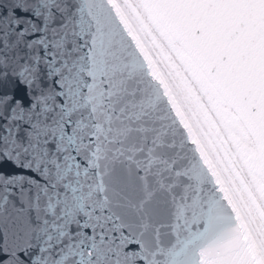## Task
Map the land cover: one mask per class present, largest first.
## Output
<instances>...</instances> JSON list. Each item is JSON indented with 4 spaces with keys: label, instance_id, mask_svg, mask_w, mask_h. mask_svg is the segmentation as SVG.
I'll list each match as a JSON object with an SVG mask.
<instances>
[{
    "label": "snow or ice",
    "instance_id": "1",
    "mask_svg": "<svg viewBox=\"0 0 264 264\" xmlns=\"http://www.w3.org/2000/svg\"><path fill=\"white\" fill-rule=\"evenodd\" d=\"M0 264H264V0H0Z\"/></svg>",
    "mask_w": 264,
    "mask_h": 264
}]
</instances>
